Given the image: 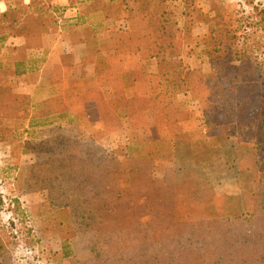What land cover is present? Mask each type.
Segmentation results:
<instances>
[{
	"label": "rangeland",
	"instance_id": "1",
	"mask_svg": "<svg viewBox=\"0 0 264 264\" xmlns=\"http://www.w3.org/2000/svg\"><path fill=\"white\" fill-rule=\"evenodd\" d=\"M82 1L0 0V264H142L113 225L156 238L145 250L163 240L113 221L117 186L150 184L147 200L167 204L174 189L178 216L213 213L211 199L237 214L254 161L264 176L263 143L238 134L264 104V0H133L163 11L175 63L159 84L156 48L142 60L113 48L112 20L71 15ZM68 30L91 48H68ZM46 60L71 63L68 79L49 83ZM103 68L113 87L94 78Z\"/></svg>",
	"mask_w": 264,
	"mask_h": 264
},
{
	"label": "trees",
	"instance_id": "2",
	"mask_svg": "<svg viewBox=\"0 0 264 264\" xmlns=\"http://www.w3.org/2000/svg\"><path fill=\"white\" fill-rule=\"evenodd\" d=\"M92 2L94 3L93 7L103 9L106 13L104 18H111L113 21L114 15L115 18L121 19L114 22L115 41H117L118 46L119 43L121 44L118 50L131 52L134 48L138 49L136 51L137 60H142L149 49L156 48L153 55L156 57L158 68L155 74L158 79L157 84L165 79L162 74L163 67L170 65V69L173 70L172 66L175 62L165 54L164 49L170 47L169 43L161 40L165 23L163 11L152 7L145 9L140 4H134L133 0H92ZM210 29L214 28L210 26ZM226 31L230 32L232 29L227 27ZM153 37L159 39L157 45L151 39ZM25 62L26 71L35 68L30 62ZM45 64L46 66H43ZM60 64V66L58 63L52 64L48 60L42 64L41 72H46L49 83L59 79L61 73L62 77L67 75L66 69H71L69 66L71 63L64 64L61 62ZM25 69H20L19 72L23 73ZM51 69L52 73L49 77ZM103 69L96 70L94 78L103 84L108 82V85L113 87V69ZM170 73L171 76L172 71ZM143 75H140L139 78L135 77V83L144 78ZM141 82L146 83V88L142 87L143 91L164 89V86L149 85L144 80ZM55 116L59 117V113ZM254 120L251 121L252 124L247 123L250 120L245 122L247 124H243V126L250 127L247 130L240 129L238 134H246L248 131V134L253 137L250 141L255 146L260 143L264 145V104L254 115ZM42 123L43 121L40 124ZM242 137L243 135H241ZM92 139L95 140L94 137ZM243 140L241 139V141ZM256 154L258 159L260 154L257 152ZM149 176L151 175L149 174ZM263 177L260 164L254 161L252 182L255 187L250 191L243 189L245 196L242 205H240L241 210L237 214H222L225 212L224 206H216L217 202L211 199L210 204L214 210L213 213H205L202 216L189 214L178 216L177 192L174 189L169 191L170 204L163 201L152 203L147 200L149 192L152 191L150 184L140 185L136 187L137 189L131 183L120 184L115 191L116 204L104 206L113 210V221L117 223L124 221L137 227L143 224L150 227L154 225L152 233L161 237L158 239L163 240L162 246L160 244V248L154 251L153 249L145 250V244L142 243V240L151 241L156 238L146 235L129 237L130 235L126 232L121 233L122 228L116 229L113 225V234L116 235V238L129 240L127 246L131 247L132 250L136 249L139 254L143 255L142 264H264ZM134 192L138 194L135 195ZM126 194L133 195L128 199H123ZM160 194L162 197V192ZM155 213L158 214L157 218ZM128 215L132 216V219L126 218Z\"/></svg>",
	"mask_w": 264,
	"mask_h": 264
},
{
	"label": "crops",
	"instance_id": "3",
	"mask_svg": "<svg viewBox=\"0 0 264 264\" xmlns=\"http://www.w3.org/2000/svg\"><path fill=\"white\" fill-rule=\"evenodd\" d=\"M94 3L92 2V0H83L81 3H79L76 7L73 6L71 7V15L73 14L74 17H77V21L78 22H84L85 21V24L90 21V19H94V18H103V19H108V20H111V18H104L106 16V13L103 11V9L101 8H98V7H93ZM121 19L119 18H115V16L113 15V35L111 37V43H112V46L113 48L117 49L118 50V47H121V44L119 43V46L117 45V41H115V26H114V22H118L120 21ZM69 22V20H68ZM67 32V36L64 37V42L65 44L67 45V47L69 48H73L74 46H78V47H83L85 50V53L88 51L87 49L88 48H91V43L88 42L86 39H81V40H78L76 41L74 38H73V34L71 31H66ZM59 44L57 42H55V45L54 46H58ZM84 59V56H79L78 57V62L79 63H82L84 61V63H88L87 61H85ZM92 63H96V61H92ZM43 66H46L43 65ZM41 70L37 71V72H41L42 71V67L40 68ZM54 71V70H53ZM52 73V69L49 71V77ZM35 74V73H34ZM37 74V73H36ZM47 80H49L48 76L45 77ZM64 80L68 79V77L66 76H63L62 77ZM48 85H51V84H48Z\"/></svg>",
	"mask_w": 264,
	"mask_h": 264
},
{
	"label": "built area",
	"instance_id": "4",
	"mask_svg": "<svg viewBox=\"0 0 264 264\" xmlns=\"http://www.w3.org/2000/svg\"><path fill=\"white\" fill-rule=\"evenodd\" d=\"M24 1H26V0H24Z\"/></svg>",
	"mask_w": 264,
	"mask_h": 264
}]
</instances>
